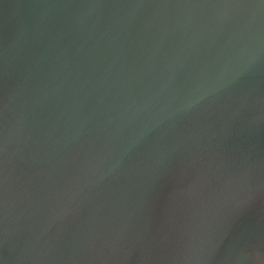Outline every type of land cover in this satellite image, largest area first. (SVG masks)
I'll list each match as a JSON object with an SVG mask.
<instances>
[{
  "label": "water",
  "instance_id": "water-1",
  "mask_svg": "<svg viewBox=\"0 0 264 264\" xmlns=\"http://www.w3.org/2000/svg\"><path fill=\"white\" fill-rule=\"evenodd\" d=\"M0 264H264V0H0Z\"/></svg>",
  "mask_w": 264,
  "mask_h": 264
}]
</instances>
